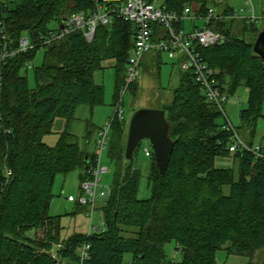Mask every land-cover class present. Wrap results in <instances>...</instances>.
<instances>
[{"label":"trees","instance_id":"1","mask_svg":"<svg viewBox=\"0 0 264 264\" xmlns=\"http://www.w3.org/2000/svg\"><path fill=\"white\" fill-rule=\"evenodd\" d=\"M190 3L204 11L209 0H163L160 7L181 12ZM92 7L91 0H0V45L4 35L15 49L23 31L32 37L46 34L51 21L57 25L68 13ZM231 9L227 6L223 12ZM209 25L222 40L200 48V54L218 71L224 93L230 95L241 85L247 88L248 106L240 111L242 125L235 128H244L248 133L243 141L254 147L250 140L256 121L264 117V60L252 49L260 29L256 20L247 19ZM132 34V25L116 18L98 26L89 42L76 30L43 45V61L33 68L34 87L28 86L22 71L27 70L37 47L13 54L3 65L0 264H60L53 255L55 245L65 264H123L126 254L130 255L127 264H216L219 249L250 261L257 250L264 249V159L246 149L229 150L231 132L222 129L221 112L200 92L191 73L178 67L171 101L158 106L165 111L174 146L163 174L150 149V196L137 197L140 171L133 162L137 148L130 160L124 157L126 121L114 117L108 146L114 175L108 199L100 209L102 230L90 234L74 231L60 239V219L49 212L54 176L78 169L80 180L89 178L86 171L95 162V152L82 150L77 136L67 128L59 133L54 146L44 142L43 136L51 132L55 117L68 123L76 105L103 102L104 87L93 81V72L107 58L116 60L118 99ZM152 52L159 69L161 53ZM229 154L238 160L237 178L230 168L214 167L216 155ZM5 167L11 170L7 180ZM82 207L86 212L87 207ZM30 231L33 236L27 235ZM170 241L175 242L176 258L165 253L164 246ZM84 242L89 243L88 256L81 259L79 247ZM256 263L264 264V257Z\"/></svg>","mask_w":264,"mask_h":264},{"label":"rangeland","instance_id":"2","mask_svg":"<svg viewBox=\"0 0 264 264\" xmlns=\"http://www.w3.org/2000/svg\"><path fill=\"white\" fill-rule=\"evenodd\" d=\"M8 1V0H4ZM163 0H155L156 6H161ZM255 7L256 25L259 29H264V0H253ZM69 3V2H68ZM244 4L243 0H209L208 5L215 8L217 11L224 10L227 6H231L234 9H239ZM12 4H10L11 6ZM248 15V12H243ZM183 23L186 29L190 28V23ZM200 25V21L197 22ZM53 28L56 23L51 21L48 24ZM233 28L236 32H239L240 25ZM259 32V31H258ZM257 32V33H258ZM22 36H28L27 31L21 33ZM247 38L251 36L246 35ZM44 47L38 46L32 61H30L26 71H22L26 75L27 83L29 87H34L35 82L33 78V68L40 66L43 61ZM158 59L153 57V52L145 53L143 56V65L140 70V75L134 88L131 87L126 91L122 101L118 105L119 110H122L123 119L126 121V130L123 133L126 142L127 128L129 119L132 113L141 107L158 108V106L168 104L172 99V88L177 84V66L174 65L172 60L168 59L165 53H161V61L159 69L157 68ZM102 68L96 69L93 72V81L97 84H102L104 87L103 102L94 106L88 104L76 105L73 116L66 122L63 117H55L51 132L43 136V141L50 146H54L58 139L59 133L65 128L69 132L75 134L78 138L79 147L92 154L95 152V138L97 130L106 122L111 121L114 116L116 108L115 96L116 91V78L117 68L116 60L114 58H107L101 62ZM248 106V90L245 86L241 85L236 88V91L228 95V100L225 103L224 109L228 119L235 127H240V111ZM261 114H264V95L261 102ZM219 122H224V117L218 118ZM255 133L250 140L253 146L261 145L264 147V117L259 116L256 121ZM111 132V131H110ZM238 134L243 140H246V134L248 133L244 128L238 129ZM247 132V133H246ZM249 139V138H248ZM109 143L102 150L99 165H108L110 170L101 175L99 186L96 189L95 195V208L92 213L91 220L86 216L85 211L80 209V205L75 202L67 200L68 195H72L75 199L82 193L80 171L78 169L71 170L67 173H57L54 176L50 199L49 212L54 216H58L60 219V239L66 238L74 231L88 233L89 225L98 226L102 228V214L101 207L108 199L110 186L112 184L114 175V164L108 156ZM151 146L148 140H142L137 146V153L134 156L133 162L137 169L140 171L137 197L140 199L150 196V189L148 187L147 175L151 166L152 159L149 156L144 155L143 148ZM215 168H230L234 172V178H237V163L238 160L234 155H216L214 157ZM223 192H228V186L222 187ZM87 198H91L86 195ZM79 206V207H78ZM88 207V206H87ZM86 208V207H85ZM29 236H33V231L27 233ZM53 255L60 264H65V259L56 252L58 247L54 246ZM165 253L169 258H176L175 242H167L164 246ZM264 257V249L257 250L252 258V261L246 256L227 254L225 250L219 249L215 253L216 264H257L256 262ZM130 255L126 254L123 264H127Z\"/></svg>","mask_w":264,"mask_h":264},{"label":"built area","instance_id":"3","mask_svg":"<svg viewBox=\"0 0 264 264\" xmlns=\"http://www.w3.org/2000/svg\"><path fill=\"white\" fill-rule=\"evenodd\" d=\"M93 7L90 10H79L70 12L57 22L46 34L32 37L20 36L15 49L9 47L6 37L3 35V43L0 45V93L2 89V69L7 59L15 53L25 52L38 46H43L57 38L63 37L73 31L80 30L86 41H91L96 28L100 25H107L120 18L133 27V46L127 56L124 83L119 91L114 117L123 120L122 110L118 105L124 94L140 75L141 62L145 53L159 51L165 53L168 59L176 62L178 69L182 72H189L195 84L207 101L216 105L224 117L222 129L231 132L230 151L246 149L254 154L256 158L264 159V149L260 145L249 147L237 133L235 126L230 122L224 106L228 95L221 89L218 80V71L211 68L202 58L200 48L210 47L219 44L222 40L221 34L213 29L211 22L227 19L256 20L253 0H243L244 4L239 9H231L228 12H218L215 8L207 5L201 11L198 5L187 4L181 10L169 11L156 6L150 0H91ZM248 12V15L243 14ZM184 21L191 23L186 29L181 24ZM200 21V25L197 22ZM61 25V27H60ZM112 118V119H113ZM1 119V109H0ZM111 119V121H112ZM111 121L106 122L98 128L95 138V162L87 169L89 178L81 180L82 193L75 199L72 195L67 200L87 207L86 216L91 220L95 208L96 189L99 186L101 175L110 170L108 165H99L100 156L104 147L109 143ZM144 155L149 156L150 149L143 148ZM11 170L4 168V176L7 180ZM6 182V181H5ZM89 196L91 198L86 197ZM98 226L89 225L88 233L99 230ZM102 230V228H101ZM89 243L84 242L79 247L81 259L88 256Z\"/></svg>","mask_w":264,"mask_h":264},{"label":"water","instance_id":"4","mask_svg":"<svg viewBox=\"0 0 264 264\" xmlns=\"http://www.w3.org/2000/svg\"><path fill=\"white\" fill-rule=\"evenodd\" d=\"M64 20L65 18H62V21ZM252 49L264 60V29L257 33ZM144 139L148 140L154 154L156 167L159 173L163 174L174 146V141L169 137V123L163 109L141 107L132 113L124 149V157L127 160L132 158L137 146Z\"/></svg>","mask_w":264,"mask_h":264},{"label":"crops","instance_id":"5","mask_svg":"<svg viewBox=\"0 0 264 264\" xmlns=\"http://www.w3.org/2000/svg\"><path fill=\"white\" fill-rule=\"evenodd\" d=\"M253 3H254V2H253ZM193 4H194V3H193ZM195 5H196V4H195ZM233 9H234V8H233ZM254 9H255V7H254ZM215 10H216V9H215ZM216 11H217V10H216ZM222 11H223V10H220V11L218 10V12H222ZM184 23H187V22L184 21ZM190 25H191V23H190ZM190 27H191V26H190ZM260 30H261V29H260ZM175 63H176V62H175ZM173 64H174V62H173ZM174 65H175V64H174Z\"/></svg>","mask_w":264,"mask_h":264}]
</instances>
